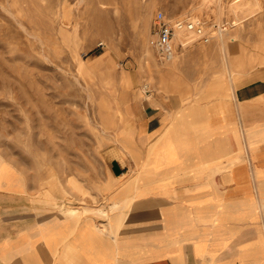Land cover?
Listing matches in <instances>:
<instances>
[{"label":"rangeland","instance_id":"1","mask_svg":"<svg viewBox=\"0 0 264 264\" xmlns=\"http://www.w3.org/2000/svg\"><path fill=\"white\" fill-rule=\"evenodd\" d=\"M201 2L0 0V183L19 193L0 208V223H37L42 248L49 251L78 219L110 220L112 156L120 155L127 169L175 157L174 132L168 127L151 145L148 163H141L148 146L142 141L145 132L137 131L145 117L142 105L151 101L176 117L191 105L206 108L203 103L218 93L224 98L231 83L264 78L259 47L264 45V0L249 7L237 25L232 0H221V17L215 7L201 10ZM158 11L174 20L197 16L213 32L209 43L196 38L180 50L184 61L175 73L161 71L167 63L148 43ZM219 26L236 36L241 58L249 61L233 81L216 45ZM131 97L133 124L125 111ZM131 172L139 178L144 174ZM81 226L71 228L70 238L79 240ZM84 240L61 248L60 263H81L83 254L100 257ZM20 253L2 259L25 264L37 255L34 246ZM44 256L43 262L50 260L49 252Z\"/></svg>","mask_w":264,"mask_h":264},{"label":"crops","instance_id":"2","mask_svg":"<svg viewBox=\"0 0 264 264\" xmlns=\"http://www.w3.org/2000/svg\"><path fill=\"white\" fill-rule=\"evenodd\" d=\"M225 90L224 98L218 93L203 103L206 108L187 106L176 117L151 101L142 105L145 117L137 131L145 132L148 146L141 163H148L151 145L168 127L175 157L127 169L120 155L112 156L107 213L113 221H89L106 226L97 241L104 257L83 254L73 264H264V78ZM133 99L125 106L132 124ZM139 169L140 178L131 172ZM2 184L0 208L19 196ZM36 226L0 223V263L6 253L31 246L37 252L32 260H45L49 251Z\"/></svg>","mask_w":264,"mask_h":264},{"label":"bare ground","instance_id":"3","mask_svg":"<svg viewBox=\"0 0 264 264\" xmlns=\"http://www.w3.org/2000/svg\"><path fill=\"white\" fill-rule=\"evenodd\" d=\"M258 1L259 0H232L230 8H231L232 13L235 15V19H236L233 22V25H237V21H240L241 18H242V20H243V18H246L247 15H245V13L248 12L249 10H251L249 7L252 8V6L253 7L257 6ZM224 2H225V0H224ZM213 7H215V10L217 11V13L220 16V14L222 13V2H221V0H202L201 5H200V9L203 10V11L212 9ZM227 11H228V9H227ZM190 20L193 21V22H198L200 20L203 21L202 19L198 18L197 16L191 17ZM219 20H220V18H219ZM219 24H220V22H219ZM219 31H220L219 32V36L217 37L218 38V42L216 43V45H218L219 48L221 49V52L224 53V60L225 61H224L223 65L225 66L224 67L225 69H229L230 70V79L233 81V75L235 73H240V72L244 71L245 68H246V65H247L246 62H249V61L246 60L244 58V56H243V58H241V55L244 53L243 52L244 50L240 48L241 51L238 52V43H236V41H235L236 40L235 39L236 36L235 37L232 36L229 32H227V30L223 31L221 29V27L219 28ZM226 33L228 34V36H227ZM199 36L200 35H199L198 32H196V30H188L186 27L178 28L177 32H176V39H177V42L181 46L175 52V54H174V56H173V58L171 60L164 61L167 64H165L166 66L163 69H161V71L166 70L167 74L169 72L170 73H175L176 70L181 66V64L184 61V57L182 55H178L179 52H181L180 50L188 48L189 44L192 41L196 40V38H198ZM259 47H260V50L264 51V45L259 46ZM0 177H2L1 173H0ZM0 179H2V178H0ZM90 220H91V217L88 218L87 221L82 223V220L80 218V219H78L75 222L73 227L69 226V228H67L64 231V234L59 235L60 236L59 237L60 241L58 240V237H57V239H56V242H57L56 247H54L53 250L49 249V253L52 256V258L49 261H44L43 262L42 260H38V259L36 261H33L30 258H26L25 264H63L62 263L63 260L60 263V261L58 260V257H56V253H58V251H62V250H60L61 248L62 249H66V247L73 246V245L74 246L78 245L80 240H82V239H85L84 241L89 242L90 244L92 243V245L94 246V249L98 251V254H100V257L101 258L104 257V252L103 251H99V246L97 245L98 244L97 241L106 232L105 231L106 230V226H103L100 229H98V228H96V226L92 222H89ZM112 221H113V217L111 216L110 217V222H112ZM80 223H81V225H84V226H81L80 231L77 232V234L78 233L81 234L79 240L78 239H74L73 238L74 236H72L70 238L71 231H72L71 228H73L74 230H79L78 227H79ZM88 223H90V224H88ZM109 234H111V233H109ZM67 239H69V240H67ZM106 248L108 250H112L113 245L109 244V246L106 247ZM100 249H103V248H100ZM2 257H6V256L3 255ZM3 262L4 263H0V264H7V259H3Z\"/></svg>","mask_w":264,"mask_h":264},{"label":"built area","instance_id":"4","mask_svg":"<svg viewBox=\"0 0 264 264\" xmlns=\"http://www.w3.org/2000/svg\"><path fill=\"white\" fill-rule=\"evenodd\" d=\"M181 27H186L188 30H196L200 35L197 41L209 43L214 37L213 32L206 29L204 21L174 20L169 18L163 11H158L148 43L155 50L160 60H171L175 52L180 48L181 45L177 42L176 32Z\"/></svg>","mask_w":264,"mask_h":264}]
</instances>
